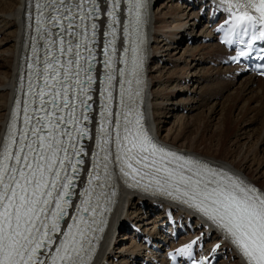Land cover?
Segmentation results:
<instances>
[{"label":"snow or ice","instance_id":"snow-or-ice-1","mask_svg":"<svg viewBox=\"0 0 264 264\" xmlns=\"http://www.w3.org/2000/svg\"><path fill=\"white\" fill-rule=\"evenodd\" d=\"M46 2L52 6L51 10L55 13L50 17V21L58 23L65 32L78 36L81 43H76L73 48V42L69 40L65 49L64 40H60V54L67 52L73 56L66 64L61 63L58 56L52 57V63L48 62L47 56L45 57L44 87L35 94L40 98L41 108L39 111L32 109L36 112V126L30 127L32 117L25 106V127L19 135L18 149L12 151V146L17 141L15 132L10 128L3 152L0 153V264H44L38 259L39 250L46 246L45 241L48 245L53 243L52 234L61 230L60 222L70 206L73 177L67 174L68 167L70 166L75 173L78 165L83 164L79 157L84 149L77 147L76 140L82 139L87 133L86 128L79 126L80 116L84 121L89 117L83 113L78 115L77 107L83 108L86 112L87 101L91 99L87 95L93 83L89 61L94 59V56L89 45L94 40L97 29L96 23L89 25L86 22L99 16L101 9L97 0L67 2L46 0ZM119 3L120 0H112V7L107 13L112 17V25L117 23L116 9ZM129 4L128 12L131 15L135 10V23L138 25L142 0H134V4L133 0H129ZM39 7L38 4L37 8ZM252 10L258 15L250 14ZM46 19L41 13L37 17V24H43ZM236 19L237 22L248 21L253 25L264 23V0H245L244 10ZM65 21L68 22L66 27ZM76 29L80 31L77 32ZM125 32L127 33V27ZM106 35L113 36L105 45L107 55L109 45L115 42V29ZM257 38L264 39V31H261ZM81 48L87 52V56L82 57ZM125 51L127 52V49ZM132 51L135 53L137 49L133 48ZM245 54L240 53L241 56ZM83 64L89 66L85 68ZM111 64L112 60L109 57L105 61L109 73L106 74L105 88L101 93V95L107 93V101L112 99V93L108 91L114 79ZM133 64L135 71L138 59L134 58ZM124 74L122 69L120 75ZM32 87L30 82V94ZM45 89H51L47 93L49 98L47 100ZM123 94L124 87L121 82L122 97ZM74 98L79 99V105L74 102ZM48 104L51 105V109L46 107ZM68 125L72 128L69 129ZM45 129L46 134H42ZM29 132L33 137L31 139ZM125 133L123 139L127 141L126 145L122 143L119 132L116 136L118 144L116 158L120 160V170L125 176L131 175L135 180L136 176L149 175L147 172L142 173L141 168L153 170V173L160 177L155 179V184L161 191L172 188L186 203L191 202L217 222L242 249L248 264H264V192L258 193L255 188H249L242 181L223 173L218 174L206 166H200L198 162L178 157L175 153L166 152L162 147L152 143L147 134L139 128L132 134L125 127ZM101 134L102 139L98 141V147L103 151L107 144L103 137L108 136V131L102 128ZM65 136L67 140L63 139ZM157 154L159 160L156 159ZM149 157H152L151 163H148ZM168 157L183 163L170 168L167 166L170 162ZM13 159L15 163L10 164L9 161ZM104 160L107 161V155ZM133 164L139 167H134ZM185 165H188L187 171L191 175H184ZM104 167L107 170L106 163ZM87 194L86 192L85 195ZM83 204L88 205V201H84ZM89 207L90 205L85 206L78 211L87 212ZM89 227L83 216L80 217V223L74 222L68 226L67 232L63 233L64 239L56 249V255L51 259V264H84L81 254L84 252L83 243L86 241Z\"/></svg>","mask_w":264,"mask_h":264},{"label":"rangeland","instance_id":"rangeland-1","mask_svg":"<svg viewBox=\"0 0 264 264\" xmlns=\"http://www.w3.org/2000/svg\"><path fill=\"white\" fill-rule=\"evenodd\" d=\"M180 1L155 0L153 7V12L159 13L161 19L159 25L164 26L162 29L166 34L172 30L178 32L177 35L170 37V40L162 41L161 39L164 37L156 34V38L160 39L158 44L160 48L152 56L148 65V75L151 74L155 77L154 88L158 92L157 98L159 97L157 101H161L158 107L161 134L164 135L172 131L171 133L174 135L177 129L182 130L180 145L190 146L207 154H219L229 160L241 161L240 163L250 167L253 175H263L264 177V101L260 103L261 98L256 94L257 90H251L248 87L242 88L240 82L242 76L241 79L231 81L232 79L223 78L217 71L220 66H217V62L213 63L210 55L206 52V49L214 47L215 42H203L200 37L192 43L186 40L185 31L198 36L206 28H203L205 24L200 27L202 23L193 28L196 16L192 15L193 17H191L190 13L194 9L185 8L183 4L186 3ZM175 5L179 9H185L179 18L167 15L171 8V11L176 10ZM161 13H165V17H161ZM153 21H155L154 18ZM179 25L182 27L177 29ZM12 29H14L12 25H7L0 31L1 66L7 63L8 50L14 48V41L9 35ZM180 33L184 34L182 38H180ZM203 33L206 36V33L209 32ZM205 44L207 47L202 48ZM201 52L203 54H199ZM156 56L157 58H155ZM197 59L199 61L202 59L198 65ZM208 60L211 61L208 62ZM2 69L4 71V68H0V71ZM229 70L232 71V69ZM203 71H208V74L204 73V75ZM228 74L233 75V72ZM208 75L211 76L208 77ZM1 89L3 88L1 87ZM219 128L223 130L221 133ZM243 155H246L247 158L242 160ZM131 197L129 196V198ZM135 201L132 206L127 204L128 209L123 211L121 220L124 219V216L127 217V214L130 218L141 220L138 221L139 225L142 224L144 227L154 230L157 214L152 215L146 211H144L145 214L141 213V205L137 199ZM144 203L146 202L144 201ZM147 208L151 209L149 205ZM118 222L119 218L117 224ZM125 235H129V237H124ZM112 236L109 251L106 253L109 255L108 260L113 253V255H117V258L120 257L118 260L126 261V258L131 255V250L136 251L135 255L139 254L141 249L144 250V245L136 243L132 234L124 233L123 228ZM137 244L141 246L135 248L138 246ZM125 247H128L127 251ZM110 248L113 249V252Z\"/></svg>","mask_w":264,"mask_h":264},{"label":"bare ground","instance_id":"bare-ground-1","mask_svg":"<svg viewBox=\"0 0 264 264\" xmlns=\"http://www.w3.org/2000/svg\"><path fill=\"white\" fill-rule=\"evenodd\" d=\"M19 4H20V0H9V1L8 0H0V31L5 26L12 25V27L14 29H12L9 32V35L11 36V39H13L14 45H15V42L17 41L16 19L18 18L19 14L21 13L20 12V9H19ZM177 5L174 6L176 8V10L174 9V10L171 11V9H172L171 8L170 11H168L169 13H167V15H169V16L172 15V16H174L176 18H179L180 16H182L181 13L185 9H179L177 7ZM183 5L187 9L190 6L189 4H183ZM189 8H193V7H189ZM164 14L161 13L160 14L161 17H165ZM191 14H195V11H193ZM153 18L155 19V21H153L152 28H151V30H152L151 36H152V42L153 43L151 42V50L152 51L150 52L151 53L150 60H152V56L154 54H156L157 51H158V49L160 48V47H158V44L160 42V39L158 40L156 38V34H159L160 36L164 37L163 39H161V41H162L164 39H166V40L169 39L170 40V37H172L174 35H177L176 33H178V32H174L172 30L171 32H167V34H166V32L162 29L164 26L162 24L159 25V23L161 22L160 21L161 19L159 17V13L153 12ZM180 27H182V26L181 25L177 26V29L180 28ZM204 30L205 31H208L207 29H204ZM180 35H181V38H182V36H184V34L182 35L181 33H180ZM206 36H209V35H207V33H206ZM154 43H156V44H154ZM205 47H207L206 44L202 46V48H205ZM192 49H191V53L193 52ZM206 52H208V54L210 55V57H211L210 59L215 60L219 55H221V53H222V47L219 44L216 43L214 45V47L208 48V50L206 49ZM8 54H9V58L7 59V63L5 65H2V66L0 65V68H4V71H3V69H2V71H0V135H1V131H2V129L4 127V124H5V116L7 114L8 109H9V104H10L9 91H10V88L13 86V76L15 75V72H16V69H17L18 57H19V50H16L15 51V47H14L13 50L12 49L11 50H8ZM199 54H203V53L201 52ZM212 54L215 57L214 56H211ZM201 60L202 59H200V61ZM197 61H198L197 62V65H198V63L200 61L198 59H197ZM221 72L231 73V70L226 69V70H221L220 73ZM202 73L203 74L204 73L205 74H208V71H206V72L203 71ZM209 76H211V75H208V77ZM242 77L241 78L243 80L240 78L241 79L240 82L242 83V88L243 87H248V88H251V90H255V91L257 90L256 94H258L259 97L261 98L260 103L262 101H264V80L263 79H260V78H254V77H251V76H247V75L246 76L244 75ZM148 78H149V81H150V89H149V92H148V107L150 109L149 115H150V117L153 120L154 129H155L156 133L159 135V137H161L164 141H166L167 143H169V144H171L173 146H176V147L181 148V149L186 148L184 150H186L188 152L197 153V154H200V155H202L204 157H208V158L213 159L215 161H218V162H220L222 164H225V165L231 167L232 169H235L239 173L243 174L248 179H250L252 182L256 183L258 186H260L262 189H264V177H263V175H260L261 177L260 176L253 175L252 172H251V170H250V167H248L246 164L240 163L241 161L237 162L235 160H229L228 158H226L224 156L221 157L219 154H207V153H205L203 151H199V150L194 149V148H192L190 146L188 147V146H185V145H180V140H181L182 134H183L182 133V130H178L177 129L175 131L174 135H173V133H171L172 131H169L167 134L162 135L161 134L162 133L161 132V128H160V120H159V117L160 116H159V112H158V107L160 106V102L161 101L160 102L157 101V99L159 97L157 98L158 92L154 88L155 87L154 86L155 85V83H154L155 77L150 74V76ZM150 78H151V80H150ZM151 84H152V86H151ZM1 87L3 89H1ZM239 92H240V90H239ZM219 129H220V133H221L223 130H222V128H219ZM238 156H239V154H238ZM243 156L244 157L242 158V160L247 158L246 155H243ZM123 192H124V195H125L126 198H129V196L130 197L132 196V198L130 199V202L128 200V202H129L128 205L129 206H132V204H135L136 201H135V198L133 197V195L131 193L126 192V191H123ZM136 199H137V202L139 201L138 203H140V202L141 203H144V200H142L141 198L140 199L139 198H136ZM121 200H122V198H121ZM121 200H120V202H119V204H118V206H117V208H116V210H115V212L113 214V217L111 219V224L113 225V227L116 226L117 219L119 218V215H120ZM144 204L150 206V204H148V203H144ZM151 209H150V211L156 212V211L151 210ZM147 212H149V211H146V213ZM148 222H149V220H148ZM143 224L146 225V223H143ZM145 230H149L150 231L151 229L149 227H145ZM110 231H111V229H110ZM110 231L106 234V237H105V240H104L105 243L103 242L104 245H107V247L105 248V250H108V248L110 247L111 241L113 239L112 238L113 237L112 236L113 231H111V232ZM191 236H192V234L190 232H188L187 237H191ZM124 237H129V235H125ZM187 237L185 236V234L182 235V239L183 240L187 239ZM137 245L138 246H136L135 248H138V247L141 246L140 244H137ZM125 249L127 251L128 250V247H125ZM105 250L104 251L100 250V252H99L100 261L98 263L96 262L94 264H101V261L103 259H105V258L106 259L107 258L109 259V255H106L107 252H105ZM130 252H131V255L133 257L136 256L135 255L136 254V251L135 250H131ZM219 261H223L222 264H238V262H237V260L235 258L233 259V262L232 261L231 262H227L229 260H223V259H220Z\"/></svg>","mask_w":264,"mask_h":264}]
</instances>
